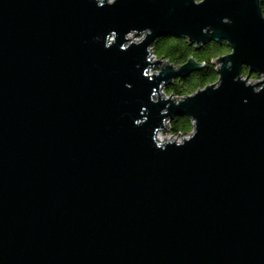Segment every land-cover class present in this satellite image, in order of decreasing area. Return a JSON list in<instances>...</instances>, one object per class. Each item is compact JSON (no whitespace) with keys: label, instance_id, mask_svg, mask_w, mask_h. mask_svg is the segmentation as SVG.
<instances>
[{"label":"water","instance_id":"1","mask_svg":"<svg viewBox=\"0 0 264 264\" xmlns=\"http://www.w3.org/2000/svg\"><path fill=\"white\" fill-rule=\"evenodd\" d=\"M207 25L264 71L254 0H0V264H264V91L224 70L169 108L197 136L160 151L141 49L102 46L110 29L206 40Z\"/></svg>","mask_w":264,"mask_h":264},{"label":"clouds","instance_id":"2","mask_svg":"<svg viewBox=\"0 0 264 264\" xmlns=\"http://www.w3.org/2000/svg\"><path fill=\"white\" fill-rule=\"evenodd\" d=\"M118 0H94L97 8L112 7ZM208 0H190L194 7L205 5ZM259 20L264 23V0H254ZM220 23L231 24L232 19L221 16ZM201 34L211 37L198 40L188 32L156 36L151 27L130 28L121 33L110 29L103 33L102 46L109 49L117 45L118 50L127 51L130 47L141 49L142 60L135 65L140 70L141 78L154 83L150 88L148 102L153 105L163 104L159 110V122L151 126L150 141L160 151H167L169 146L182 147L192 141L198 134V120L188 113H169L172 106L179 107L189 99L195 98L210 90L216 92L223 86L224 70L232 73L234 84L250 88L253 94L264 91V71L254 69L246 61L234 62L236 47L226 36H217L216 29L211 25L201 28ZM151 37V39H149ZM101 42V36L93 38ZM189 61L195 66L192 71L183 73ZM167 73V75H166ZM125 88H132L125 83ZM245 98L243 103H247ZM140 117L134 118L133 126L144 125L151 115L147 105L139 109Z\"/></svg>","mask_w":264,"mask_h":264}]
</instances>
